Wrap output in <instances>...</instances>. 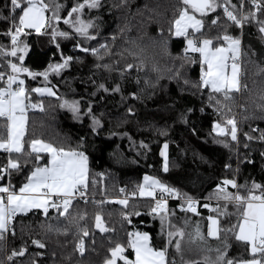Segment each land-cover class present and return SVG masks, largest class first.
<instances>
[{
    "label": "trees",
    "instance_id": "obj_1",
    "mask_svg": "<svg viewBox=\"0 0 264 264\" xmlns=\"http://www.w3.org/2000/svg\"><path fill=\"white\" fill-rule=\"evenodd\" d=\"M55 2L63 8L61 20L54 21L53 28L66 32L67 37L53 39L52 28L43 35L31 31L21 37L28 44L23 67L35 78L27 73L19 76L25 81L30 100L42 103L43 111L38 108L28 112L25 152L12 154L20 170H12L0 185L11 184L18 190L37 166L46 164L47 154L41 153L40 160L35 159L36 154L28 155L30 141L41 139L88 157L89 186L84 192L91 200L74 199L64 217L53 208L47 216L40 211L18 214L0 240V264H105L117 243L133 259L127 247L130 232L147 233L154 248L168 247V257L175 264H182L181 256L183 261H202L204 256L215 259L217 253L208 252V247H220L234 260L250 259L248 250L231 232L222 231L219 240L207 237V222L209 216L217 217L222 230L237 222L235 216L212 211L217 207L224 211L226 202L213 194L225 179L248 187L253 183L264 186V140L260 139L264 134V32L260 30L264 27V0H257L260 9L253 7L252 0H243V6L241 0H230L227 6L237 18L249 17L242 26L226 21L222 6L203 17L204 36L213 38L215 46L224 43L215 40L224 35L239 38L242 43L241 84L247 87L233 93L231 101L202 86L199 54L189 52L186 58V39L172 37L173 21L183 7L180 0H101V7H86L74 14L94 25L88 29L94 39H86L63 23L71 7L83 0ZM218 3L223 5V0ZM14 15L10 14V0H0V46L5 51L12 47L5 33L13 28ZM46 15L51 16V10ZM212 20L218 23L213 25ZM92 48L98 49V54L94 55ZM67 57L72 59L66 68L50 70V65L62 64ZM9 60L20 65L16 57L0 56V72L5 74L0 86L6 87V77L12 74ZM129 64L133 65L131 69ZM46 71L47 80L42 75ZM42 86L52 87L56 95L39 97L31 92ZM63 100L78 102L79 111L72 115L63 110ZM233 118L236 140L212 133L214 123L231 127L226 121ZM165 144L169 150L167 171L159 155ZM8 158V153L0 152V167L6 166ZM147 175L177 189V201L169 203L163 224L151 211L152 199L132 195ZM123 188L125 192L120 191ZM227 190L236 192L230 186ZM124 197L127 207L113 202ZM189 197L198 200L196 213L185 211L179 201ZM227 212L233 213L235 208L229 204ZM97 215L108 231L97 232ZM197 225L207 239L206 245L189 243L187 234L194 233ZM84 230L89 233L87 239ZM177 230L186 234L181 241L182 253H177L174 246L178 236L171 246L167 245V232ZM34 240L45 247L33 244ZM81 240L83 254L78 248ZM225 243L229 245L226 249ZM21 250L23 256L9 260L13 252Z\"/></svg>",
    "mask_w": 264,
    "mask_h": 264
},
{
    "label": "snow or ice",
    "instance_id": "obj_2",
    "mask_svg": "<svg viewBox=\"0 0 264 264\" xmlns=\"http://www.w3.org/2000/svg\"><path fill=\"white\" fill-rule=\"evenodd\" d=\"M180 2L183 7L179 10L178 18L174 20L173 34L186 39V58H188L187 54L189 52L199 53L202 86L210 88L212 93L221 94L224 101L233 100V93H240L242 89L247 87L241 84V65L239 63L241 40L230 35H224L222 38L217 36L215 40L219 41L222 39L227 46H223V44L215 46L213 38L204 36L202 30L205 27V21L203 17L221 6H223L227 19L235 25L242 26L243 22L247 21L249 17L245 16L242 19H238L227 6L230 4V0H223V5L218 3V0H180ZM252 3L257 9H260L261 5L257 3V0H252ZM10 5L12 12L16 15L11 17L13 28L7 31L5 35L10 37L12 47L10 51H5L0 46V56L16 57L20 61V65L18 66L17 63L8 61L12 74L6 77V87L0 86V150L9 154L6 166L0 167V181L10 175L12 170H20V163L17 158H12V154H23L25 152L29 109L39 108L43 111L42 103L30 102L29 92L25 88V81L20 79L19 76L21 73H27L28 76L35 78L34 73L23 67V61L28 52V44L23 43L21 37L30 35L31 31L43 35L48 28H52L53 39L56 36L67 37L68 35L66 32H60L53 28V22L61 20L59 13L63 8V5L56 3L55 0H51V2L49 0H10ZM101 6V0H83L82 3H77L76 6L71 7L67 13V18L63 19V23L74 27L76 33L86 39H94L95 37L88 35V29L94 27V25L91 22L85 23L79 18V15L74 17V14L81 13L86 7L96 9ZM241 6H243V0ZM232 7L235 8V5H232ZM189 9H191V12ZM49 10L52 12L51 16L46 15ZM196 13L201 18H197ZM4 18L7 19V17ZM211 23L215 25L218 21L212 20ZM260 30L264 32V27ZM104 47L106 46L101 45V48ZM82 50L85 52L89 51L87 48ZM91 52L96 55L99 50L92 48ZM71 59L72 57H67L64 58L62 64L50 65V70L59 72L68 66ZM127 67L131 69L133 65L129 64ZM42 75L47 80L48 72L46 71ZM0 81H5L3 72H0ZM14 85L16 87H13ZM101 87L103 88V85ZM31 92L38 93L41 96L45 94L48 96L56 95L48 87L33 88ZM214 98L210 96V99ZM216 103L219 104L221 101L216 99ZM65 105H67V102L61 107ZM68 106L73 112L79 111L78 102ZM226 124L231 126L230 133L226 127L216 124L215 129L218 134H230L232 140H236L237 127L235 119H228ZM249 139H252V137H249ZM260 139L264 140V134L261 135ZM29 146L31 152L28 155L36 154V160L41 159V153H46L50 159L45 166H37L27 177V182L18 191L11 184L0 186V240L5 238L4 234L10 230L11 222L20 213H27L32 209H41L44 215L47 216L49 208H53L57 210L58 215L61 217L68 215L69 210L73 207L76 194L79 193L82 197L89 186L88 157L83 152L65 150L63 147L58 148L41 139H32ZM167 147V144H165L164 148L167 149ZM161 155L166 157L165 152H161ZM164 170H168L166 159ZM227 186L236 189V192L228 191ZM157 189L162 194L161 199L158 200L156 199ZM120 191L123 192L124 189ZM138 191L141 197H152L155 200V207L151 211L160 216L163 224L168 216L167 201L163 198V194L178 195L175 190L153 177L145 176L144 183L138 186ZM132 195L135 196L136 193L134 192ZM216 198L226 202L223 205L224 211H221L220 207L212 209V211L222 216H235L237 222L232 224L230 228L222 230L220 220L217 217L209 216L207 237L219 240L221 239L222 231L231 232L234 239L245 246V250L250 249L252 258L234 260L228 258L227 252L221 250L220 247L214 250L208 247V252L215 251L217 253L215 259L210 256H204L202 261H183V256H181L182 264H264V186L253 183L251 187H248L247 185H238L235 180L225 179L223 186L217 189ZM116 202L125 207L128 205L127 199ZM186 203L187 208L184 209L185 211L197 212L196 201L189 197ZM229 204L235 208V212H227ZM204 207H208V205L205 204ZM136 214L139 215V213ZM95 226L101 232L108 231L100 215L95 217ZM49 230H52L51 227ZM83 234L87 236L89 233L84 230ZM185 235L183 230L167 232V245L171 246L173 238L178 236L180 239L175 240L174 246L177 253H182L181 241ZM187 235L190 244H194L197 241L207 244V239L201 232L199 225H197L194 233H188ZM128 237L127 247L132 249L135 258L129 259L125 255V247L117 243L111 249V258L107 259L105 264H117L118 260L123 261V264H175V260L168 257V247L163 249L154 248L147 233L130 232ZM33 244L40 248L45 247L38 240H34ZM228 246L227 243L224 244L225 249ZM78 248L83 254V240L80 241ZM16 255L23 256L24 251L13 252L12 256L8 257L9 260Z\"/></svg>",
    "mask_w": 264,
    "mask_h": 264
},
{
    "label": "rangeland",
    "instance_id": "obj_3",
    "mask_svg": "<svg viewBox=\"0 0 264 264\" xmlns=\"http://www.w3.org/2000/svg\"><path fill=\"white\" fill-rule=\"evenodd\" d=\"M189 11L191 12V9H189ZM212 12V11H211ZM196 16H197V18H200V16H199V14L198 13H196L195 14ZM76 16V15H75ZM80 18V17H79ZM178 18V17H177ZM173 24H174V21H173ZM173 24H172V32H171V35H172V37H174V38H177V36H175L173 33H174V27H173ZM73 29L75 30V28L73 27ZM190 32H191V30H189ZM45 87H48V88H51L52 89V91L53 92H55L54 91V89L52 88V87H49V86H42V87H37V88H45ZM211 90V89H210ZM35 94V96H41V95H39L38 93H34ZM56 94V93H55ZM43 96H48V95H43ZM48 97H54V96H48ZM30 102L31 103H34V101L33 100H30ZM65 102H67V105H65L64 107H61L63 110H65V111H69L72 115H74L76 112H73L72 111V109L68 106V105H71V104H73L74 102H68V101H65V100H63V102L61 103V105H63V104H65ZM38 109V108H37ZM37 109H29V111H36ZM217 123H214L213 124V128H212V130H213V132L215 133V134H217V135H220V134H218V131L215 129V125H216ZM221 127H223V126H221ZM230 128L231 127H227V129H229V133H230ZM228 136H229V138H231V135L230 134H228ZM232 139V138H231ZM29 151H31V149H29ZM161 152H165V148H162L161 149ZM148 176V175H147ZM144 177L145 176H143V178H142V181H141V183L139 184V185H142L143 183H144ZM149 177H151V176H149ZM154 178V177H153ZM138 185V186H139ZM1 186H4V185H1ZM158 190V189H157ZM135 197H139V198H148V199H152L153 200V198L152 197H141L140 195H139V191H138V187H137V189H136V195L133 197V198H135ZM125 199V197L124 198H122L121 200H124ZM120 199H116V200H113V202H115V203H117L116 201H119ZM6 235H7V233L4 235L5 237H6Z\"/></svg>",
    "mask_w": 264,
    "mask_h": 264
},
{
    "label": "built area",
    "instance_id": "obj_4",
    "mask_svg": "<svg viewBox=\"0 0 264 264\" xmlns=\"http://www.w3.org/2000/svg\"><path fill=\"white\" fill-rule=\"evenodd\" d=\"M242 1V0H241ZM253 7H255V6H253ZM229 10H231L230 8H229ZM232 11V10H231ZM234 13V12H233ZM10 14L11 15H14L15 13H13L12 12V10H11V5H10ZM235 14V13H234ZM221 15H222V17L226 20V21H228L229 23H231V24H234L232 21H230V20H228L227 19V17L225 16V14H224V11H223V6L221 7ZM238 19H242V17L240 16ZM235 25V24H234ZM236 26H238V25H236ZM9 40H10V42H11V39H10V37H9ZM14 87V86H13ZM124 189V191L123 192H125L126 191V188H123ZM161 196H162V194L160 193V191L159 190H156V199L158 200V199H161ZM163 198L167 201V209L169 208V203L172 201V200H175V197H174V195H168V194H163ZM75 199H81V200H83L84 202H88V201H90L91 199H90V197H88V196H86L85 195V192H84V195L81 197L80 196V194L79 193H77L76 194V197H75ZM194 201H196V204L198 203V200H195V199H193ZM186 201H187V199L186 200H180V202L182 203V205H183V207L184 208H187V203H186ZM153 207H155V200L153 199L152 200V208ZM182 206L180 205L179 206V208H181ZM155 214V213H154Z\"/></svg>",
    "mask_w": 264,
    "mask_h": 264
},
{
    "label": "crops",
    "instance_id": "obj_5",
    "mask_svg": "<svg viewBox=\"0 0 264 264\" xmlns=\"http://www.w3.org/2000/svg\"><path fill=\"white\" fill-rule=\"evenodd\" d=\"M223 44V46H227L226 45V43H222ZM222 44H219V45H217V46H221ZM186 47H187V41H186ZM199 54V53H198ZM241 54H242V43H241ZM240 57H241V55H240ZM239 63H240V60H239ZM242 76V75H241ZM14 87H16L15 85H14ZM209 90H210V88H208ZM39 97H42V96H39ZM29 112V111H28ZM218 124V123H217ZM221 126H223V127H226L227 128V126H224V125H221ZM212 128H213V126H212ZM212 133L215 135V136H220V137H222V136H226V135H217V134H215L214 132H213V130H212ZM228 136V135H227ZM229 137V136H228ZM230 140H232L231 138H230ZM30 144V143H29ZM29 144H28V148H27V150L29 151V149H30V146H29ZM162 148H164V145L160 148V150H159V155H160V157H161V159H162V162H163V168H164V164H165V159L167 160V164H168V154H169V150H168V147H167V149H165V153H166V157L165 156H162L161 155V149ZM0 152H2V150H0ZM13 154H15V153H13ZM46 154V153H45ZM50 159V157L48 156V158H47V161ZM46 164H47V162H46ZM45 164V165H46ZM45 165H43V166H45ZM43 166H41V167H43ZM31 174V173H30ZM29 174V175H30ZM28 175V176H29ZM27 182V180L25 181V183ZM24 184V183H23ZM1 186V185H0ZM4 186H7V185H4ZM23 186V185H22ZM21 186V187H22ZM231 187V186H230ZM169 188H171V189H174L175 190V192L177 193V189H175V188H173V187H169ZM218 189V188H217ZM217 189H215L216 191L214 192V196L216 197V193H217ZM231 189H233V188H231ZM19 190V189H18ZM17 190V191H18ZM159 190V189H158ZM234 193V192H233ZM176 196L177 195H174V197H175V201H177V198H176ZM181 200H186V199H181ZM180 201V200H179ZM219 201H223V200H219ZM209 207H211V205L210 206H208V208ZM51 208H49V210H50ZM168 210H169V208H168ZM32 211H40V212H42L43 213V211L41 210V209H32L31 211H29V212H32ZM29 212H27V213H29ZM20 214H26V213H20ZM209 223V221L207 222V224ZM208 226V225H207ZM6 233H8V232H6ZM5 233V234H6ZM4 234V235H5ZM160 249V248H159ZM132 250V249H131ZM248 252H249V254L251 255V253H250V249L248 250ZM132 254H133V259L135 258V254H134V252L132 251ZM251 258H252V256H251ZM250 258V259H251Z\"/></svg>",
    "mask_w": 264,
    "mask_h": 264
},
{
    "label": "water",
    "instance_id": "obj_6",
    "mask_svg": "<svg viewBox=\"0 0 264 264\" xmlns=\"http://www.w3.org/2000/svg\"><path fill=\"white\" fill-rule=\"evenodd\" d=\"M94 226H95V222H94ZM95 228H96V226H95ZM97 229V228H96ZM97 232H100V230L99 229H97ZM85 238L87 239L88 238V235L87 236H85Z\"/></svg>",
    "mask_w": 264,
    "mask_h": 264
}]
</instances>
